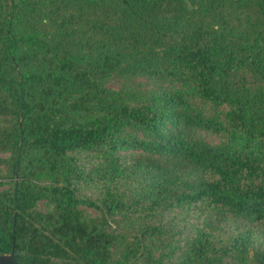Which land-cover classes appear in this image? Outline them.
<instances>
[{
  "label": "trees",
  "instance_id": "1",
  "mask_svg": "<svg viewBox=\"0 0 264 264\" xmlns=\"http://www.w3.org/2000/svg\"><path fill=\"white\" fill-rule=\"evenodd\" d=\"M1 152L16 264H264V0H0Z\"/></svg>",
  "mask_w": 264,
  "mask_h": 264
},
{
  "label": "rangeland",
  "instance_id": "2",
  "mask_svg": "<svg viewBox=\"0 0 264 264\" xmlns=\"http://www.w3.org/2000/svg\"><path fill=\"white\" fill-rule=\"evenodd\" d=\"M114 83V82H113ZM203 136L206 137L207 139L213 141V142H216L218 140V138L214 135H211L205 131H203ZM8 155L7 152H1L0 153V157H6ZM2 168V167H0ZM6 187V185H3L1 188H4ZM100 189V186H96V187H91V188H81L79 190V193L82 194V195H86V196H89L91 198H94L96 197V194L98 193ZM37 207L40 209V210H43L45 208V205L42 201H39ZM85 211H87L89 214L91 215H94L96 214L95 211L89 209V208H84ZM191 219V218H189ZM194 221V220H193ZM255 239H256V245L259 246V247H264V222L261 224L259 223L258 225H256V229H255Z\"/></svg>",
  "mask_w": 264,
  "mask_h": 264
},
{
  "label": "water",
  "instance_id": "3",
  "mask_svg": "<svg viewBox=\"0 0 264 264\" xmlns=\"http://www.w3.org/2000/svg\"><path fill=\"white\" fill-rule=\"evenodd\" d=\"M0 264H16L12 258V252L0 253Z\"/></svg>",
  "mask_w": 264,
  "mask_h": 264
}]
</instances>
